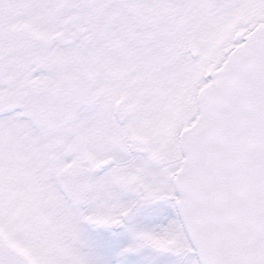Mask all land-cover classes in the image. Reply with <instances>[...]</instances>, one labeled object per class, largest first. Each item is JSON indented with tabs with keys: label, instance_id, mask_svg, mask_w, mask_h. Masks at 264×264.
<instances>
[{
	"label": "snow or ice",
	"instance_id": "snow-or-ice-1",
	"mask_svg": "<svg viewBox=\"0 0 264 264\" xmlns=\"http://www.w3.org/2000/svg\"><path fill=\"white\" fill-rule=\"evenodd\" d=\"M0 264H264V0H0Z\"/></svg>",
	"mask_w": 264,
	"mask_h": 264
}]
</instances>
